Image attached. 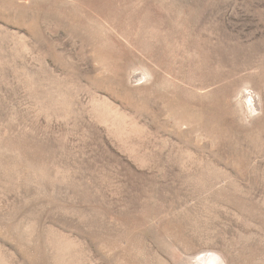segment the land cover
Wrapping results in <instances>:
<instances>
[{
	"label": "rangeland",
	"instance_id": "obj_1",
	"mask_svg": "<svg viewBox=\"0 0 264 264\" xmlns=\"http://www.w3.org/2000/svg\"><path fill=\"white\" fill-rule=\"evenodd\" d=\"M0 264H264V0H0Z\"/></svg>",
	"mask_w": 264,
	"mask_h": 264
}]
</instances>
